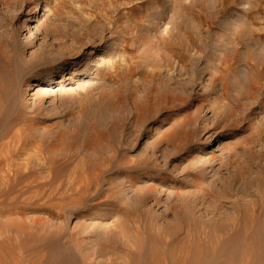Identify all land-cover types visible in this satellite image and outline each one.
I'll list each match as a JSON object with an SVG mask.
<instances>
[{
	"label": "rangeland",
	"instance_id": "rangeland-1",
	"mask_svg": "<svg viewBox=\"0 0 264 264\" xmlns=\"http://www.w3.org/2000/svg\"><path fill=\"white\" fill-rule=\"evenodd\" d=\"M8 161L0 264H264V0H0Z\"/></svg>",
	"mask_w": 264,
	"mask_h": 264
},
{
	"label": "bare ground",
	"instance_id": "bare-ground-1",
	"mask_svg": "<svg viewBox=\"0 0 264 264\" xmlns=\"http://www.w3.org/2000/svg\"><path fill=\"white\" fill-rule=\"evenodd\" d=\"M93 71H91L92 73ZM90 74V72H86L83 73L82 76H86ZM20 139V138H19ZM15 142V140H14ZM5 145H9V143H5L4 144V147ZM14 145V144H13ZM3 146V145H2ZM17 150V149H16ZM8 153V152H7ZM10 154V152L8 153ZM5 156V155H4ZM6 158V157H5ZM9 158V156H8ZM11 158V156H10ZM5 160V159H4ZM9 160V159H8ZM54 163V161H53ZM52 163V164H53ZM51 164V165H52ZM44 165V164H42ZM33 166V165H31ZM29 166V167H31ZM15 168L16 167V164L14 162H0V170L1 169H11V168ZM17 170V169H16ZM54 170V169H53ZM84 172V171H83ZM94 187V186H93ZM83 188V187H82ZM81 190V189H80ZM84 190V188H83ZM79 192V191H78ZM86 194V192H85ZM36 196V195H35ZM76 196V195H75ZM78 197V196H77ZM69 199V198H68ZM71 199V198H70ZM80 199V198H79ZM72 201V200H71ZM57 202V201H56ZM55 202V204H56ZM83 202V201H82ZM53 203V202H52ZM58 204H56V207L58 206L60 209L59 211L63 208H61L59 205V203H61V201H58L57 202ZM74 204V203H73ZM62 205V203H61ZM72 207V206H71ZM75 208V207H74ZM58 209V208H57ZM66 212V211H65ZM63 213V212H62ZM33 222V221H31ZM36 223H37V220H36ZM36 223H35V226H36ZM34 224V223H32ZM259 226V225H258ZM250 227V226H249ZM257 227V226H256ZM254 228V227H253ZM264 227H258L256 230H254V232L250 233L249 231H246V234L250 235L249 238H248V241L246 239V247L249 248V249H254L255 251H257V249L259 250H263L264 248V242H262V240L264 241V238L262 239L261 237L257 236V234L259 235L260 233L264 235V231H263ZM58 230V229H57ZM254 235V236H253ZM71 242V241H70ZM75 244L76 245H79V242L76 241V240H72L71 244ZM71 244H69L68 242H66V240L64 241V234H61V233H58L56 234L55 236H53L52 238H50V240L46 243V245L44 246L45 250L43 251L42 253V256H41V262H45V264H67L66 260L67 258L69 259L68 262H70L69 264H83L84 263V260H82V257H83V252H76V254H72V249L70 248ZM186 244V243H185ZM183 245V244H182ZM80 246V245H79ZM78 246V247H79ZM263 247V248H262ZM175 248V246H174ZM42 250V249H41ZM35 251V250H34ZM79 251V250H77ZM33 253V252H32ZM148 254L151 255V258L153 260V264H193L194 262H191V260L185 256L183 257L181 260H177L175 259L173 256L171 257V262L170 263H161L160 261H156L154 258L157 254H159L157 252V250L155 248H153L152 246H150L149 248V252ZM186 254V253H185ZM174 255V254H173ZM85 256V255H84ZM184 256V255H183ZM35 257V256H34ZM33 259V258H32ZM262 259L264 258H261V263H262ZM90 260V258H89ZM32 261V260H31ZM96 262V261H95ZM92 263V262H91ZM197 263V262H196Z\"/></svg>",
	"mask_w": 264,
	"mask_h": 264
}]
</instances>
